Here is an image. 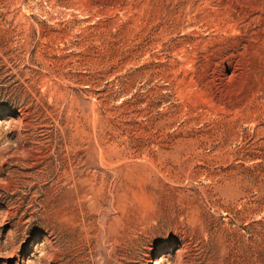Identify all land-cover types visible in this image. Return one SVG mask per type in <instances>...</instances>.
Returning a JSON list of instances; mask_svg holds the SVG:
<instances>
[{
  "label": "rangeland",
  "instance_id": "1",
  "mask_svg": "<svg viewBox=\"0 0 264 264\" xmlns=\"http://www.w3.org/2000/svg\"><path fill=\"white\" fill-rule=\"evenodd\" d=\"M0 264H264V0H0Z\"/></svg>",
  "mask_w": 264,
  "mask_h": 264
}]
</instances>
